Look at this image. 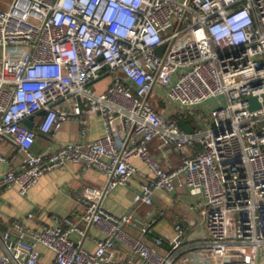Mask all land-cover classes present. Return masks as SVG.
<instances>
[{"label": "built area", "instance_id": "1", "mask_svg": "<svg viewBox=\"0 0 264 264\" xmlns=\"http://www.w3.org/2000/svg\"><path fill=\"white\" fill-rule=\"evenodd\" d=\"M157 87L187 110L161 113L164 98L151 99ZM218 97L224 104L197 114L193 133L180 128L179 120ZM250 97L257 108H249ZM81 104L87 116L100 117L104 136L34 152L37 137H54ZM152 142L176 154L178 165L164 169ZM1 144L10 154L0 150V193L25 197L43 175L69 165L96 171L105 183L82 188L79 222L53 216L49 225L31 214L33 227L12 221L0 234V264H43L39 247L52 264H120L117 253L130 264H175L186 247L180 225L173 238L150 246L124 230L132 215L118 218L101 205L140 175L133 159L148 171L132 196L135 207L183 188L203 204L213 254L264 264V0H0ZM90 228L101 237L87 251Z\"/></svg>", "mask_w": 264, "mask_h": 264}, {"label": "crops", "instance_id": "2", "mask_svg": "<svg viewBox=\"0 0 264 264\" xmlns=\"http://www.w3.org/2000/svg\"><path fill=\"white\" fill-rule=\"evenodd\" d=\"M151 99L157 102L159 97L153 94ZM157 108L163 114L171 116L174 113L163 105L158 104ZM85 111V106L81 104L78 117L64 122L54 137L39 135L33 147L34 152L48 151L56 144L94 141L102 138L104 127L100 117L87 116ZM37 118L34 120L36 121ZM79 119L84 122L83 137L80 135ZM150 149L164 169H171L178 165V156L170 151H159L157 142H152ZM0 150L10 154L8 144H1ZM20 161L21 158L17 157L13 164L18 167ZM131 164L139 170L140 175L132 178L127 186L114 189L104 197L101 203L102 207L115 217L132 215L131 223L124 226L127 233L151 246L155 238L164 240L173 238L176 234L175 226L180 225L186 247L177 254L175 264H233L235 258L232 254H213L207 247V238L200 217L204 209L203 204L201 200L190 197L185 189L170 193L158 192L153 197L152 205L135 207L132 204V196L140 189L142 181L148 177V171L138 159H133ZM5 171L6 166L0 164V175ZM104 183L105 179L98 172L83 171L80 165H69L43 175L25 197H20L15 190L2 192L0 193V234L7 231L14 220H22L25 226L33 227L34 223L26 219L28 214L49 225H54L53 216L79 222L84 212V204L79 200L82 188L100 187ZM80 225L83 226V224ZM143 227L149 228L150 232L143 234ZM87 231L83 248L92 251L94 250L92 240L100 238L101 234L92 228ZM73 237L79 239L76 235ZM157 250L161 253L166 252L164 247ZM39 251L43 255V264H52L53 255L43 247H39ZM245 253L247 255L242 258L251 262L252 257ZM115 260L120 264L131 263L129 256L120 253L116 254ZM238 264L245 263L240 261Z\"/></svg>", "mask_w": 264, "mask_h": 264}, {"label": "rangeland", "instance_id": "3", "mask_svg": "<svg viewBox=\"0 0 264 264\" xmlns=\"http://www.w3.org/2000/svg\"><path fill=\"white\" fill-rule=\"evenodd\" d=\"M5 1H9V0H5ZM107 84L106 80H102L98 83H96L94 85V90L99 92V91H102L103 88L105 87V85ZM167 92H168V89H160V88H156L155 89V95L157 97H163L164 98V102L166 104V108L168 110H171L172 112L174 113H183L185 112L187 109L184 108V107H181L179 106L178 104L174 103V102H171L167 96ZM224 104V100L222 97H218L216 99H212L208 102H206L205 104L201 105V106H198L195 110H194V113H192L191 115H189V117L191 118L192 117V120L194 122L197 123V114L201 113L203 114L205 117L208 116V113L211 109H215V108H218L219 106L223 105ZM164 115H167L164 113ZM263 255V254H261Z\"/></svg>", "mask_w": 264, "mask_h": 264}, {"label": "trees", "instance_id": "4", "mask_svg": "<svg viewBox=\"0 0 264 264\" xmlns=\"http://www.w3.org/2000/svg\"><path fill=\"white\" fill-rule=\"evenodd\" d=\"M195 122L192 120V117L190 118L189 115L183 117L181 120H179V126L182 130H184L186 133H193L195 126Z\"/></svg>", "mask_w": 264, "mask_h": 264}, {"label": "water", "instance_id": "5", "mask_svg": "<svg viewBox=\"0 0 264 264\" xmlns=\"http://www.w3.org/2000/svg\"><path fill=\"white\" fill-rule=\"evenodd\" d=\"M161 49L162 48H157L155 50V54L156 55H159ZM247 102L249 104V108H251V109H254V108H257L258 107V105L256 104V98H254V97L248 98L247 99ZM24 125L27 126L28 128H32V125H33L32 120H26V121H24Z\"/></svg>", "mask_w": 264, "mask_h": 264}]
</instances>
